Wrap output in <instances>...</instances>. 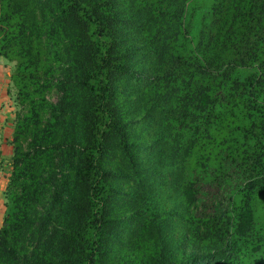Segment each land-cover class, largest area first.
Listing matches in <instances>:
<instances>
[{"label": "trees", "instance_id": "16d2710c", "mask_svg": "<svg viewBox=\"0 0 264 264\" xmlns=\"http://www.w3.org/2000/svg\"><path fill=\"white\" fill-rule=\"evenodd\" d=\"M0 56V264H264V0H0Z\"/></svg>", "mask_w": 264, "mask_h": 264}, {"label": "rangeland", "instance_id": "374dc122", "mask_svg": "<svg viewBox=\"0 0 264 264\" xmlns=\"http://www.w3.org/2000/svg\"><path fill=\"white\" fill-rule=\"evenodd\" d=\"M15 69H16V63H11L0 56V105L2 106L3 109L6 110L7 114H10L13 122H17L18 119H21L27 112L26 108L20 106L17 101V90L15 86L13 85V82L11 79V76L15 72ZM59 97L60 95L56 89L48 94V99L52 104H56L59 101ZM259 148H262V151L264 152V144L259 145ZM9 162L11 163V161ZM0 166L2 169H4L3 171L9 173V176L7 175L5 176V178L9 180L12 175V168L9 165L8 161L7 162L4 160L1 161ZM241 179L244 180L243 176L241 177ZM242 181H239L237 178L238 184H240ZM6 190L8 194L7 199H9L8 204H7L8 206L11 203V198H9V196L12 195V193L8 190V187ZM218 194L219 193L216 192V196ZM216 196H215V193L213 192V197H216ZM213 197L207 199L206 202L207 201H210V203L213 202L214 201ZM223 198L224 197L221 194L219 198L217 197V201H222ZM224 202L227 203L226 198L224 199ZM218 204L219 203H217V205ZM210 207L212 206H209L208 208ZM191 250L192 249L189 248L188 252H190Z\"/></svg>", "mask_w": 264, "mask_h": 264}, {"label": "crops", "instance_id": "0c3cea01", "mask_svg": "<svg viewBox=\"0 0 264 264\" xmlns=\"http://www.w3.org/2000/svg\"><path fill=\"white\" fill-rule=\"evenodd\" d=\"M15 122H13L10 114H7L6 110L0 105V162L12 161L13 145L11 140L13 137ZM0 166V229L4 224L5 212H6V192L7 183L9 180L5 176H9V173L3 171Z\"/></svg>", "mask_w": 264, "mask_h": 264}]
</instances>
